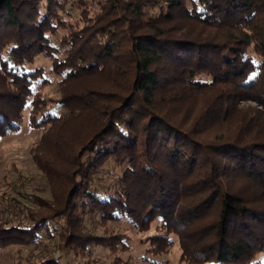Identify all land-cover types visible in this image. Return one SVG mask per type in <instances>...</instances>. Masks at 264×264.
I'll use <instances>...</instances> for the list:
<instances>
[{"label": "trees", "instance_id": "obj_1", "mask_svg": "<svg viewBox=\"0 0 264 264\" xmlns=\"http://www.w3.org/2000/svg\"><path fill=\"white\" fill-rule=\"evenodd\" d=\"M41 54L59 75L56 99L35 89ZM27 111L53 201L36 197L29 224L0 222V248L51 234L53 220L76 252L126 247L125 232H87L89 215L158 221L150 251L177 233L189 264H258L264 0H0V135Z\"/></svg>", "mask_w": 264, "mask_h": 264}, {"label": "rangeland", "instance_id": "obj_2", "mask_svg": "<svg viewBox=\"0 0 264 264\" xmlns=\"http://www.w3.org/2000/svg\"><path fill=\"white\" fill-rule=\"evenodd\" d=\"M68 7H71L68 4ZM74 13H77L73 10ZM36 64L45 69L44 83L35 84L45 97L56 99L59 95L57 81L59 75L50 70L51 62L45 55H39ZM50 109L60 113L63 107L54 100L49 102ZM42 130L28 124V111L19 130L0 135V222L29 224L30 210H39L36 197L53 201L48 178L36 161V147L42 138ZM113 179L109 172L102 175L101 183L108 185ZM158 221L149 228L141 229L127 220L102 222L98 217L87 216L83 228L87 232L105 235L117 232L127 234L126 247L121 245L116 251L108 246L93 243L90 250L76 252L63 246L60 240L59 222L50 221V232H41L37 241L13 243L0 248V264H19L37 261L53 255L59 264H189L181 258L182 248L177 233H171L174 240L170 248L152 252L148 237L158 232ZM264 264V251L256 258Z\"/></svg>", "mask_w": 264, "mask_h": 264}]
</instances>
